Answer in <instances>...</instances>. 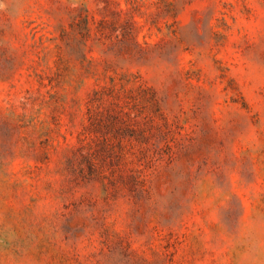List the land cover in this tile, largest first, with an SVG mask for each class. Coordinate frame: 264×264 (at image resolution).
<instances>
[{"label":"rangeland","instance_id":"obj_1","mask_svg":"<svg viewBox=\"0 0 264 264\" xmlns=\"http://www.w3.org/2000/svg\"><path fill=\"white\" fill-rule=\"evenodd\" d=\"M0 264H264V0H0Z\"/></svg>","mask_w":264,"mask_h":264}]
</instances>
